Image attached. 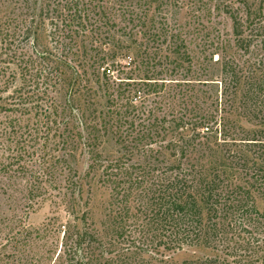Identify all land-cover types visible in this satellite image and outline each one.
Returning a JSON list of instances; mask_svg holds the SVG:
<instances>
[{"label": "trees", "instance_id": "16d2710c", "mask_svg": "<svg viewBox=\"0 0 264 264\" xmlns=\"http://www.w3.org/2000/svg\"><path fill=\"white\" fill-rule=\"evenodd\" d=\"M237 2L238 7L230 5L226 12L231 20L232 48L228 50L227 42L221 40L209 57L225 77L218 83L223 90L207 108L195 104L198 100L193 95L189 118L175 117L178 138L166 144L153 136L160 122L155 118L143 136L124 135L123 126L134 124L124 109L132 101L125 98L123 106V100L106 89V102L113 109L103 122H98L91 100L92 112L88 109L79 117L69 110L59 111L53 102L45 104L48 78L58 67L49 71L41 63L36 65L32 77L42 79L33 78L37 92L30 91L17 102H0V111H34L37 118L29 126L11 113L0 127V195L13 202L11 213L0 214V264H264V255L258 256L264 251V237L257 238L264 234V208L259 211L256 204V195H264V0ZM45 7L53 29L50 36L59 40V47L76 45L82 37L93 41L111 24L102 20L96 0H47ZM56 52H44L42 60L71 69L69 81L74 83L80 74L90 83V69L97 82L100 70L103 78L112 72L105 67H109L108 47L104 52L96 46L94 55L78 56L73 67L67 55ZM235 53L245 57L242 65ZM13 59L15 53L5 63H15ZM24 63L27 73L34 62ZM151 76L144 79L155 80ZM1 78L4 74L0 89L6 84H1ZM147 86L146 95L157 91L156 82ZM82 125L85 136L92 138L83 137ZM111 131L118 136L121 156L102 162L95 142ZM55 135L60 138L59 152H63L51 155L46 149ZM80 144L88 147L92 161L88 174L99 171V183L109 192L98 228L87 211L75 212V202L84 190L66 153ZM253 165L259 173L254 181L257 185L237 184L238 171H248ZM46 199H56L55 211L39 227L30 228L26 224L29 210ZM184 247L227 251L231 260L215 255L173 263L167 254Z\"/></svg>", "mask_w": 264, "mask_h": 264}, {"label": "rangeland", "instance_id": "374dc122", "mask_svg": "<svg viewBox=\"0 0 264 264\" xmlns=\"http://www.w3.org/2000/svg\"><path fill=\"white\" fill-rule=\"evenodd\" d=\"M96 2L99 12L103 13L102 20L108 19L111 24L104 26L101 36L95 37L93 41L82 37L78 39L76 45L59 47V40L50 36L53 29L45 17L47 0H0V76L4 74L1 84L6 82L0 89V102H17L20 97L30 94V91L37 92V89L33 88L32 76L37 71L36 65L41 63L49 71L52 68H59L58 72H54L48 78L47 93L51 100L44 99L45 104L53 102L59 111L69 110L77 117L86 113L88 109L92 112L94 108L98 122H103L104 115L113 109L106 102L104 95L106 89L114 97L122 99L120 103L123 106L125 98L132 101V105L123 107L129 120L132 119L134 122L132 127L129 124L123 126L121 131L124 130V135L126 132L129 134L126 136H143L142 132L146 125L152 123L155 118L160 122L156 125L157 134L153 136H159L158 140L162 139V144H166L174 137L177 139L178 135L174 131L175 117L189 118V108L194 102L191 97L196 95L198 101L196 100L195 104L207 108L211 100L223 90V84L221 86L218 83L225 77L220 66L209 62V57L215 52L221 40L227 42L228 50L232 48L231 20L226 12L230 10L228 8L230 5H233L234 9L238 7V2L235 3V0H96ZM96 46L104 52L107 47L110 49L109 67L107 65L105 67L112 70L107 74L108 77L104 78L100 70L98 82L92 69L87 76L90 83L86 84L84 79L86 76L82 74L74 83L69 81L73 77L71 69L42 60V55L47 52L56 54L58 50V54L68 56L71 67L74 63L77 66L80 56L95 54ZM234 52L232 49V55ZM14 53L15 63H5ZM216 57L217 55H214V60ZM239 58L240 56L237 57L235 53V60H240L239 64L242 65L245 57ZM25 61L34 62L33 68L27 73L23 69ZM149 76L155 80L144 79ZM152 82L157 83V91L146 95L145 90L148 89L146 83ZM43 89L41 87L38 91ZM90 100L93 102V108L90 106ZM8 112L0 111V127L7 122L6 116H10L11 113L21 123H28L29 126L37 120L34 111ZM239 123L243 128H248L244 121ZM83 127V125L80 127V131ZM60 131H63L62 127ZM82 134L86 140L92 138L85 136L83 131ZM2 137L0 135V144ZM117 138V134L111 131L106 136H99V142H95V151L100 155L102 162L121 156ZM58 141H60L58 135L52 137L45 151L51 155L62 154L63 151L59 152L60 145L57 147ZM153 147L155 148V145ZM33 150L35 148L30 149ZM87 150L86 145L80 144L76 150L66 153V159L83 184L84 192L82 198L75 202V212L81 215L87 211L98 228L106 213L109 192L99 183V171L88 174V167L92 161ZM133 159L136 160V156ZM249 168L248 171H238L236 175L237 184L242 187H247L250 183L257 185L254 182L256 175L259 177L257 166ZM52 192L55 194L57 191ZM256 196L257 208L262 211L264 195ZM53 200L56 199H46L33 205L26 218V224L30 228L39 227L45 218L52 216L56 208ZM12 207L13 202L0 195V214L11 213ZM60 208L61 211L63 206ZM19 214L25 216L20 210ZM263 237L264 234L257 236L261 240ZM226 252L222 254L203 247H184L167 256L173 263L215 255L231 260V257L225 255ZM263 255L264 251L258 254Z\"/></svg>", "mask_w": 264, "mask_h": 264}]
</instances>
